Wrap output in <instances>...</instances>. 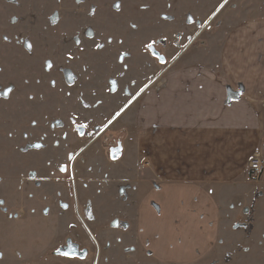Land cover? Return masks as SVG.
<instances>
[{
    "label": "rangeland",
    "instance_id": "374dc122",
    "mask_svg": "<svg viewBox=\"0 0 264 264\" xmlns=\"http://www.w3.org/2000/svg\"><path fill=\"white\" fill-rule=\"evenodd\" d=\"M254 19L264 0H0V264L148 256L122 217L134 210L121 179L139 164L131 102L165 64L205 62ZM65 236L86 247L84 260L51 255ZM229 252L212 264H233Z\"/></svg>",
    "mask_w": 264,
    "mask_h": 264
},
{
    "label": "crops",
    "instance_id": "0c3cea01",
    "mask_svg": "<svg viewBox=\"0 0 264 264\" xmlns=\"http://www.w3.org/2000/svg\"><path fill=\"white\" fill-rule=\"evenodd\" d=\"M173 62L131 102L139 164L122 217L150 257L132 263L264 262V167L248 172L264 156V19L232 26L205 62Z\"/></svg>",
    "mask_w": 264,
    "mask_h": 264
},
{
    "label": "water",
    "instance_id": "95a60500",
    "mask_svg": "<svg viewBox=\"0 0 264 264\" xmlns=\"http://www.w3.org/2000/svg\"><path fill=\"white\" fill-rule=\"evenodd\" d=\"M204 28V27H203ZM202 28V29H203ZM198 33H196V35H194V37L191 39V41H193V39L197 36ZM150 54L157 58L158 62L160 63H163L165 62V57L163 55H161L155 48L153 47H149L148 48ZM173 62V61H171ZM169 65V63L166 65V67ZM152 83V81L148 84V86ZM135 99V98H134ZM76 131L78 133V135H80L82 133V131L84 130V127H81V126H76ZM106 129V126L100 130L99 134ZM99 134H97L96 136H94L90 142L95 139ZM121 151H122V145H121V142L118 141L116 143L115 146H112L110 148H108V157L111 159V160H117L120 156H121ZM79 154V153H78ZM57 253L58 254H61V255H65V256H68V257H79V258H83L85 257L86 255V250H83V251H79L78 250V246L76 244H69L67 246V249L66 250H57Z\"/></svg>",
    "mask_w": 264,
    "mask_h": 264
},
{
    "label": "flooded vegetation",
    "instance_id": "af4514ba",
    "mask_svg": "<svg viewBox=\"0 0 264 264\" xmlns=\"http://www.w3.org/2000/svg\"><path fill=\"white\" fill-rule=\"evenodd\" d=\"M159 63H160V62H159ZM161 64H165V62H163V63H161ZM166 65H167V64H165V66H166ZM75 128H76V126L74 127V130H75L76 134L78 135V133H77V131H76ZM89 133H90V130H89V129H86V128L84 127V130H83L82 133H81L80 135H78V136H79V137H83V136L88 135ZM117 142H118V140H117L115 143L111 144L108 148H110V147H112V146H115ZM120 142H121V141H120ZM69 244H76V245L78 246V250H79V251L86 250V253H87V249H86V247L81 246L79 243L75 242V241H74L73 239H71L69 236H65L63 242H62L60 245H58L54 250L51 251V255L54 256V257H60V258H66V259H73V260H78V261H82V260H84L85 257L87 256V254H86L85 257H83V258H79V257H68V256L61 255V254H58V253H57V250H66V249H67V246H68Z\"/></svg>",
    "mask_w": 264,
    "mask_h": 264
},
{
    "label": "built area",
    "instance_id": "2783aa9c",
    "mask_svg": "<svg viewBox=\"0 0 264 264\" xmlns=\"http://www.w3.org/2000/svg\"><path fill=\"white\" fill-rule=\"evenodd\" d=\"M146 165H148L146 163ZM264 167V156L256 153L248 161V172L254 180L258 179Z\"/></svg>",
    "mask_w": 264,
    "mask_h": 264
}]
</instances>
